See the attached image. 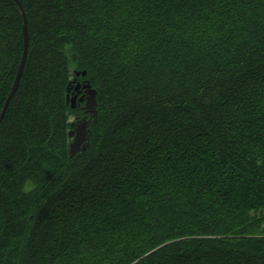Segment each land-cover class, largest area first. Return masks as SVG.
<instances>
[{
  "label": "trees",
  "instance_id": "1",
  "mask_svg": "<svg viewBox=\"0 0 264 264\" xmlns=\"http://www.w3.org/2000/svg\"><path fill=\"white\" fill-rule=\"evenodd\" d=\"M20 1L0 264H264V0ZM23 23L0 0V115ZM74 79L98 121L71 157Z\"/></svg>",
  "mask_w": 264,
  "mask_h": 264
},
{
  "label": "water",
  "instance_id": "2",
  "mask_svg": "<svg viewBox=\"0 0 264 264\" xmlns=\"http://www.w3.org/2000/svg\"><path fill=\"white\" fill-rule=\"evenodd\" d=\"M19 8L20 11L22 13V17H23V30H24V52H23V57H22V61L21 64L19 66V70L16 76V79L14 81V84L12 86V90L9 94V97L7 98L5 105L3 107L2 113L0 115V123L3 120L5 113L8 109V106L13 98V96L15 95V93L17 92V89L19 87L24 69H25V65L28 59V55H29V47H30V36H29V31H28V21H27V16H26V12L24 10L23 4L21 3L20 0H14ZM85 77L86 76V72L81 73H77V77ZM72 85H76L74 92L70 94L72 88H69V94L67 96V103L69 105H71L72 109H77L78 106L81 103H85L84 109L86 110V112L89 114L90 119H88V117L80 120V124L77 126V128L75 130L70 131L69 136L70 138L73 139L71 145H70V156L74 157L77 153L82 152L85 153L87 148L89 147V131H88V127L89 125L92 124H96L98 121V111H97V90L94 89L90 82L85 80L83 83L81 82H77V79H75L74 81H72L70 83V86L72 87ZM74 88V87H73ZM82 88V89H81ZM82 95L79 98V95Z\"/></svg>",
  "mask_w": 264,
  "mask_h": 264
},
{
  "label": "flooded vegetation",
  "instance_id": "3",
  "mask_svg": "<svg viewBox=\"0 0 264 264\" xmlns=\"http://www.w3.org/2000/svg\"><path fill=\"white\" fill-rule=\"evenodd\" d=\"M84 81L83 80H81V83H83ZM76 86V85H75ZM75 86H72L71 88H72V93L74 92V89L76 88ZM74 87V88H73ZM82 89V88H81ZM82 95L80 94L79 95V98L81 97ZM84 106H85V103H81L80 105H79V109H82V111H83V113H84V115L83 116H79L78 118H77V120H78V122H77V124H75V126H74V128L76 129L77 128V126L80 124V120L81 119H84V118H86V117H89V114L86 112V110L84 109Z\"/></svg>",
  "mask_w": 264,
  "mask_h": 264
},
{
  "label": "rangeland",
  "instance_id": "4",
  "mask_svg": "<svg viewBox=\"0 0 264 264\" xmlns=\"http://www.w3.org/2000/svg\"><path fill=\"white\" fill-rule=\"evenodd\" d=\"M77 122H78V120H77L76 116H71V124L74 125V124H77ZM72 130H74L73 126H71L70 131H72ZM26 189L27 190L32 189V184L30 182L27 183Z\"/></svg>",
  "mask_w": 264,
  "mask_h": 264
}]
</instances>
